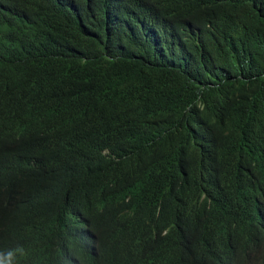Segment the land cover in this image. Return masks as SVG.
<instances>
[{
  "label": "trees",
  "instance_id": "16d2710c",
  "mask_svg": "<svg viewBox=\"0 0 264 264\" xmlns=\"http://www.w3.org/2000/svg\"><path fill=\"white\" fill-rule=\"evenodd\" d=\"M0 264H264V0H0Z\"/></svg>",
  "mask_w": 264,
  "mask_h": 264
},
{
  "label": "bare ground",
  "instance_id": "6f19581e",
  "mask_svg": "<svg viewBox=\"0 0 264 264\" xmlns=\"http://www.w3.org/2000/svg\"><path fill=\"white\" fill-rule=\"evenodd\" d=\"M5 162V161H4ZM56 213H57V211H56ZM55 214V213H54ZM68 220V219H67ZM67 227V226H66ZM49 230V229H48ZM57 235V234H56ZM108 247V246H107Z\"/></svg>",
  "mask_w": 264,
  "mask_h": 264
}]
</instances>
